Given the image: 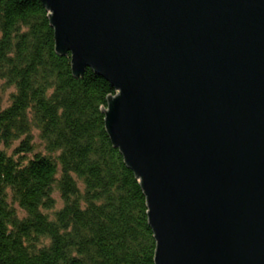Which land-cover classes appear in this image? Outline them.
Wrapping results in <instances>:
<instances>
[{"label": "water", "instance_id": "95a60500", "mask_svg": "<svg viewBox=\"0 0 264 264\" xmlns=\"http://www.w3.org/2000/svg\"><path fill=\"white\" fill-rule=\"evenodd\" d=\"M56 53L116 91L154 264H264V0H41Z\"/></svg>", "mask_w": 264, "mask_h": 264}, {"label": "trees", "instance_id": "16d2710c", "mask_svg": "<svg viewBox=\"0 0 264 264\" xmlns=\"http://www.w3.org/2000/svg\"><path fill=\"white\" fill-rule=\"evenodd\" d=\"M41 0H0V264H154L141 181L110 142L116 95L56 53Z\"/></svg>", "mask_w": 264, "mask_h": 264}, {"label": "rangeland", "instance_id": "374dc122", "mask_svg": "<svg viewBox=\"0 0 264 264\" xmlns=\"http://www.w3.org/2000/svg\"><path fill=\"white\" fill-rule=\"evenodd\" d=\"M13 90L0 82V109H3L9 104L8 97Z\"/></svg>", "mask_w": 264, "mask_h": 264}, {"label": "bare ground", "instance_id": "6f19581e", "mask_svg": "<svg viewBox=\"0 0 264 264\" xmlns=\"http://www.w3.org/2000/svg\"><path fill=\"white\" fill-rule=\"evenodd\" d=\"M49 13H50V11H49ZM51 14V13H50Z\"/></svg>", "mask_w": 264, "mask_h": 264}]
</instances>
